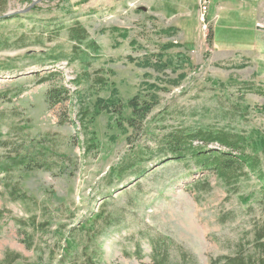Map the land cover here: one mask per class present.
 <instances>
[{
	"label": "rangeland",
	"instance_id": "374dc122",
	"mask_svg": "<svg viewBox=\"0 0 264 264\" xmlns=\"http://www.w3.org/2000/svg\"><path fill=\"white\" fill-rule=\"evenodd\" d=\"M219 1H7L0 15L26 13L0 21V64L7 63L0 68V136L11 140L0 155L17 154L14 148L24 142L30 149L40 142L38 148H50L40 162L52 167L46 163L13 172L9 182L28 192L32 198L26 202L13 200L0 181V259L14 251L22 256L15 264H60L74 229L80 262L87 251L98 264H154L152 245L160 237L171 245L174 261L178 245L198 264H211V257L232 254L238 242L252 240L254 220L264 218V192L259 191L264 179L260 183L256 175L243 185L245 195L255 194L244 204L216 174L165 153L148 158L137 171L116 173L131 150L155 145L153 139L163 133L155 125L164 115L169 126L194 128L215 121L222 102L238 103L248 110L239 124L256 129L258 140L264 137V95L234 90L246 82L264 88V49L256 45L261 39L246 10L232 11L235 0H222L226 10L215 20ZM76 21L100 46L97 53L86 51L94 54L91 65L83 63L89 55L50 62L45 52L69 54L72 42L67 30L56 37V27H43ZM85 70L90 79L78 85ZM99 76L107 79L105 87L96 83ZM56 85L66 86L71 97L51 107L47 93ZM78 91L94 115L91 149L79 122ZM135 98L152 106L144 121L150 135L142 132V116L136 117L137 128L131 126L129 103ZM109 174L116 176L111 183ZM202 178L209 180L210 192L192 186ZM100 213L106 218L94 230H81ZM16 219L30 223L34 247H28Z\"/></svg>",
	"mask_w": 264,
	"mask_h": 264
},
{
	"label": "trees",
	"instance_id": "16d2710c",
	"mask_svg": "<svg viewBox=\"0 0 264 264\" xmlns=\"http://www.w3.org/2000/svg\"><path fill=\"white\" fill-rule=\"evenodd\" d=\"M8 0H0V13L7 7ZM5 19V18H4ZM0 18V21L4 20ZM56 27L54 33L56 37L60 35L63 30L68 31L69 39L72 42L71 52L54 54L51 52H45L46 59H50V62H56L57 60H68L74 62L81 59L82 55H89V61H84V64L91 65L90 61L94 60V54H88L86 51H92L97 53L100 46L90 40V33L82 25L80 21H76L73 26H65L60 24L55 26L53 24H47L43 29L49 31L51 27ZM43 43V42H42ZM86 44L88 50L84 49L83 45ZM93 59V60H92ZM7 63L0 64V68H7ZM85 74L79 76L78 85H80L83 79H90V74L85 70ZM53 76H47L41 78V82L49 81ZM96 83L101 87H105L107 79L98 77ZM234 90L240 93H258L264 95V88L255 84L254 82H246L243 84H236ZM78 100L80 102L79 122L81 128L86 133L88 147L91 149L95 145L96 134L94 127V115L92 110L87 106V100L79 91ZM71 97L69 89L64 86H53L47 93V102L51 107H55ZM139 102L137 98L130 101L129 105L134 110V116L131 119V126L137 128V118L142 116V132L150 135V129L148 128L145 119L150 112L152 106L147 102ZM220 111L216 115L217 119L212 122L198 124V126H169L166 121V115L160 117V125H155V129L163 131L161 135H158L155 140V145L145 144L142 148L133 149L128 155L124 156L122 165L116 170L117 176L122 177L123 173H127L128 170L137 171L141 168L142 162L146 161L152 156L165 153L168 159L176 160L177 162L194 165L198 168L208 172L209 174H216L220 181L226 186L229 193L239 196L244 204H249L253 201L254 192L245 195L243 185L249 181L253 175H256L259 182H263L264 179V137L256 138V129L249 131L244 126L239 124L240 117H244L248 110L238 103H232L230 106H226L225 102H222ZM18 131H16L17 133ZM13 134L12 132L9 135ZM153 136V135H151ZM50 138V136L48 135ZM27 138V137H26ZM7 139V142L3 141ZM47 141V140H44ZM39 144H42L39 142ZM38 144V145H39ZM217 144L219 148L211 147ZM11 140L3 135L0 136V148L9 147ZM38 145L30 149L26 147L25 142L19 147L14 148L17 154H8L4 157L0 155V181L5 183L8 189L9 195L13 200L28 201L31 196L28 192L24 191L19 183H14L13 180L9 182V178L16 169L19 168H42L48 163V168H51L50 162H44L41 164L40 159H47L50 148L42 146L38 148ZM222 147V148H220ZM23 149L22 152H20ZM133 151V152H132ZM41 160V161H42ZM34 163V164H33ZM2 175V176H1ZM1 177L2 178L1 180ZM116 176L109 174L108 181L111 183ZM192 186L200 193L210 192L212 186L206 178H202L194 181ZM264 192V186L259 190ZM199 196H197L198 198ZM92 218L87 224L81 226V230H87L90 233L95 229L97 222L104 217V213H100ZM106 218V217H104ZM24 233L26 235V243L29 248L34 247L35 234H30L27 230L30 227V223L24 219H16ZM32 225L35 226L36 219L32 218ZM45 224L40 228H44ZM252 240H248V244L242 242L237 243L236 251L232 254L221 255L218 257H211V264H264V218H256L253 222ZM76 231L72 234V239H66V246L64 247L65 254L62 256L60 264H98L94 257L87 254V257L83 262H80L77 248L80 245L76 240ZM170 243V242H169ZM153 244V242H152ZM172 245H175L172 244ZM247 245V246H246ZM154 249V255L152 256L154 264H198L193 258L184 252L181 246L176 245L178 254L180 255L178 261H174L171 256V245L163 238L154 241L152 245ZM43 253L41 256L43 257ZM22 259V256L18 252L6 251L4 257L0 259V264H15L18 260ZM87 259V260H86Z\"/></svg>",
	"mask_w": 264,
	"mask_h": 264
},
{
	"label": "crops",
	"instance_id": "0c3cea01",
	"mask_svg": "<svg viewBox=\"0 0 264 264\" xmlns=\"http://www.w3.org/2000/svg\"><path fill=\"white\" fill-rule=\"evenodd\" d=\"M233 3L237 4V8L231 4L232 11L238 12L237 9H241V12L243 10L247 11V15L254 22L253 32L255 33V37L261 39L256 45L259 44L264 49V0H235ZM224 10H226V4L221 0L217 5L215 20H221L220 11Z\"/></svg>",
	"mask_w": 264,
	"mask_h": 264
},
{
	"label": "water",
	"instance_id": "95a60500",
	"mask_svg": "<svg viewBox=\"0 0 264 264\" xmlns=\"http://www.w3.org/2000/svg\"><path fill=\"white\" fill-rule=\"evenodd\" d=\"M23 12L26 13L25 11H23ZM23 12H21V11L8 12L6 14L0 15V18H9V17L15 16V15L21 14Z\"/></svg>",
	"mask_w": 264,
	"mask_h": 264
},
{
	"label": "built area",
	"instance_id": "2783aa9c",
	"mask_svg": "<svg viewBox=\"0 0 264 264\" xmlns=\"http://www.w3.org/2000/svg\"><path fill=\"white\" fill-rule=\"evenodd\" d=\"M203 9L206 10L207 9V4H203Z\"/></svg>",
	"mask_w": 264,
	"mask_h": 264
}]
</instances>
